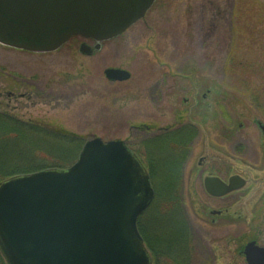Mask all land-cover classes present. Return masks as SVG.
Here are the masks:
<instances>
[{
	"label": "rangeland",
	"instance_id": "1",
	"mask_svg": "<svg viewBox=\"0 0 264 264\" xmlns=\"http://www.w3.org/2000/svg\"><path fill=\"white\" fill-rule=\"evenodd\" d=\"M83 43L99 45V52L80 53ZM107 67L126 69L131 78L110 81ZM0 116L15 117L19 121H9L17 127L46 119L82 141H124L147 166V143L176 132L178 118L192 123L194 134L180 150L177 188L192 231L194 264H246L241 247L254 237L264 246L259 213L246 223L242 199L236 201L235 193L213 198L203 186L204 175L229 173L218 159L234 163L236 172L248 166L257 174L264 164V134L255 123L264 126V0H156L142 19L109 40L75 35L44 53L0 44ZM28 126L20 127L25 134L0 139V163L10 164H0V181L21 176L8 173L32 162L55 163L52 149L61 143L64 151L79 147ZM165 144L169 149L175 142ZM28 151L34 156L21 162ZM69 161L62 168L75 158ZM223 208L234 216H213L212 210Z\"/></svg>",
	"mask_w": 264,
	"mask_h": 264
},
{
	"label": "water",
	"instance_id": "2",
	"mask_svg": "<svg viewBox=\"0 0 264 264\" xmlns=\"http://www.w3.org/2000/svg\"><path fill=\"white\" fill-rule=\"evenodd\" d=\"M155 0H0V43L51 52L72 36L109 40L143 18ZM82 44L80 51L92 54ZM110 81L128 71L108 68ZM260 127L263 126L260 125ZM249 199L264 184L255 181ZM246 184L205 176L213 197ZM154 197L147 170L124 141L87 140L67 169H46L0 182V254L6 264H151L137 228ZM243 203H245L243 201ZM247 264H264V248L246 245Z\"/></svg>",
	"mask_w": 264,
	"mask_h": 264
},
{
	"label": "trees",
	"instance_id": "3",
	"mask_svg": "<svg viewBox=\"0 0 264 264\" xmlns=\"http://www.w3.org/2000/svg\"><path fill=\"white\" fill-rule=\"evenodd\" d=\"M9 120L14 123L13 120L5 116H0V134H3L0 136V139H5L14 136L15 134L18 137L20 136V132L21 134H25L20 128L21 125L20 127H17ZM6 123L11 126V129L4 127ZM193 134L194 130H192L191 127H188L173 132L172 134H167L164 138H160L157 141L154 140V142H149L145 145L146 155L149 156L151 162H149L148 166L144 161L143 163L149 172L155 190V197L151 206H153L154 201L157 199L158 201L161 200V202L158 207L153 206L150 210L148 209L140 216L138 220V229L151 253L153 264H194L195 261L196 250L193 248L194 241L187 225L186 218L184 214H182L183 209L180 208L181 206L178 202L179 191L177 188L180 180L179 161H181L183 155L180 150L185 149V145ZM24 136L25 138L31 137L29 134ZM63 139H69L71 142L79 143L78 149L75 151H64L63 147L60 146L63 145L61 143L57 148H54L55 150L52 149V151L56 153V156L59 157V160L55 163L51 165L41 163L40 165H35L34 162H32L26 168H21V171H11L8 174H11L10 176H12L20 173L35 172L46 167L62 168L66 166L67 164L63 165L62 163H67L71 158L76 159L83 141L80 139L81 142L78 138ZM170 140L175 142V145H172L167 149L164 145H166L165 142ZM162 146L163 150H161ZM28 152L29 154L26 157V154L21 157V162H23V159H30L34 156L33 154L35 152L32 154L31 151ZM40 152H44L43 155L46 153L45 151ZM7 164H9L7 161H3L1 165L5 167V169H8L10 164ZM159 180L160 187L156 186V181ZM143 215L145 216L143 224H141ZM0 264H4L1 256Z\"/></svg>",
	"mask_w": 264,
	"mask_h": 264
},
{
	"label": "flooded vegetation",
	"instance_id": "4",
	"mask_svg": "<svg viewBox=\"0 0 264 264\" xmlns=\"http://www.w3.org/2000/svg\"><path fill=\"white\" fill-rule=\"evenodd\" d=\"M98 52L92 53V54L86 55V56H94ZM203 97L205 98V95ZM11 120H13L14 122H15V120L19 121L15 117H13ZM181 121H182V119H179V118L177 119L176 123H178L179 126H177L175 129L183 130L187 125L192 124V123H188V124L182 123L181 124ZM25 124L29 125L28 127L31 128L32 133L42 134V135L53 137V138L54 137L55 138H82L83 137L81 135H78V134H75L72 132H68L67 130H65L61 127H56L54 124H52L51 122H49L46 119L45 120L36 119V121H34V122L21 121V125H25ZM192 125H194V124H192ZM257 126L259 127V125H257ZM134 128H135V130H137L139 128H141V129L144 128V126H134ZM150 128H152V127L147 126V129H150ZM169 128H170V126L162 128V129L169 130ZM150 130H152V129H150ZM157 131L159 132L160 130H157ZM261 132L264 134V131H261ZM200 164L201 163H199V165ZM222 165L229 170V173H225V175L223 173H216V174H210V175L219 176L223 181H227L230 176L238 175L239 177L244 179L246 182V184L243 186L242 190L235 192V194L232 193V194L236 195L235 200L240 198V199L244 200V202H245V205L243 206V210L241 213V218H243V220L246 223H249L250 217L252 215H256V213H259V216L263 219V222H264V184L261 187L260 191L257 193L256 197L249 199L250 195L253 193V191L256 188L255 181L257 179H259L260 177H262L264 174V164L261 165L262 168L258 170L259 173H257V174H255L252 171V168H249L248 166H243L242 167L243 170L241 172H238V171L236 172L234 170V168H236L234 163L226 162V163H222ZM223 175H224V177H223ZM220 198H224V197H220ZM231 203H234V202L232 201ZM228 208H226V209L223 208V210L212 211V213L214 214L213 216L218 217L217 219H220L221 216H223V215L227 216V217L234 216V211L232 212V210H230ZM238 216L240 217V215H238ZM217 219H213L212 222H214ZM186 221L188 222V220H186ZM187 225H188V227H190L189 223H187ZM190 230H191V227H190ZM191 233H192V231H191ZM252 240H255L256 242H258L257 239H252Z\"/></svg>",
	"mask_w": 264,
	"mask_h": 264
}]
</instances>
